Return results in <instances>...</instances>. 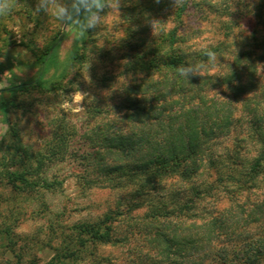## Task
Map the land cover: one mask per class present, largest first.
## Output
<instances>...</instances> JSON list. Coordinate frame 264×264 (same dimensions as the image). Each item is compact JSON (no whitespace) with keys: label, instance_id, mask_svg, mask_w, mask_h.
Instances as JSON below:
<instances>
[{"label":"trees","instance_id":"16d2710c","mask_svg":"<svg viewBox=\"0 0 264 264\" xmlns=\"http://www.w3.org/2000/svg\"><path fill=\"white\" fill-rule=\"evenodd\" d=\"M194 6L200 10L211 4L203 0L194 2ZM187 7L185 3L172 12L173 26L156 38L151 56L124 65L126 72L142 73L146 79L125 88L123 99L110 108L115 117L93 126L90 137L93 150L81 156L87 165L91 156L97 172L105 173L113 187L131 185L129 199L123 205L127 206L126 212L119 207L95 221L73 225L45 263L24 260L23 249L16 247L17 239L5 226L0 234L12 258L0 264H74L81 253H86V247L111 241L113 224L118 219L119 222L134 220V225L143 230H153L150 241L156 253L151 261L157 263L264 264V236L249 231L237 242L238 227L264 217V190L253 202L237 201V192L258 189L259 175L264 171V114L257 112L261 108L264 82L256 75L257 62L264 64V16L258 8L255 17L262 32L260 36L253 34V48L239 46L244 42L241 40L236 53L231 55L226 33L222 40L208 44L220 61L209 71L222 76H197L188 80L179 76L176 66L205 58L196 47L202 27L181 19L189 15ZM1 20L0 17L3 29ZM64 32L65 27L38 56L40 68L34 79L2 91L14 95L31 88L45 89L44 74L48 66H58L57 54ZM255 47L259 48L258 53L254 52ZM80 49V45L74 49L71 60L79 58ZM4 53L0 48V55ZM240 97H243L241 109L252 111L250 130L242 137L233 134L228 147L220 146V141L230 136L240 120L236 113ZM94 112L100 114L102 110L98 107ZM0 113L7 118L6 104L0 103ZM55 123L51 140L55 138L56 149L42 157L50 161L54 155L67 152L71 136L67 126ZM247 139L260 148L251 157L239 152ZM12 148L7 155L8 162L4 163L5 169L0 171L5 185L15 191L48 189L53 185L40 176L42 155L32 156L18 144ZM106 158L110 159L108 163ZM209 169L215 177L195 183ZM166 180L186 183L188 193L193 196L182 200L179 192L171 191L169 202L150 200L154 198L152 192L167 191L163 184ZM218 187L229 194L230 205L215 214L208 210L198 212L196 203ZM139 208H145L140 218L132 216V210ZM237 214L241 215L239 224Z\"/></svg>","mask_w":264,"mask_h":264},{"label":"rangeland","instance_id":"374dc122","mask_svg":"<svg viewBox=\"0 0 264 264\" xmlns=\"http://www.w3.org/2000/svg\"><path fill=\"white\" fill-rule=\"evenodd\" d=\"M205 1L211 6H202L199 10L194 2L203 0H186L189 15L181 17L202 27L196 39L197 48L222 40L225 33L228 34L226 40L231 55L239 46L254 47L253 34L260 36L262 32L255 14L259 8V14L264 16V0ZM34 7L35 0H18L13 13L1 17L4 28L1 29L0 25V48L5 53L0 55V86L8 79L10 86L34 79L40 68L38 56L64 28L51 15L36 14ZM174 10L172 0H121L119 9L102 13L101 27L78 39H70L69 30L65 28L57 54L58 66H48L44 74L45 89L31 88L14 95L0 90V103L8 106L6 119L0 113V171L6 167L4 163L8 162L7 155L13 144L26 148L32 156L39 154L37 157L40 158L42 155V158L56 149L55 138L51 140L55 122L71 130L65 154L54 155L51 161L42 158L40 176L53 182L50 188L15 191L5 185L0 176V229L5 226L11 229L17 239L16 247L23 249L24 260L45 263L53 256L54 248L63 237L69 235L73 225L95 221L119 207L126 212L127 206L123 205L129 199L131 185L113 187L105 173L97 172L91 156L90 165L81 156L85 151L93 150V126L115 117L110 108L121 97L123 99L125 88L145 81L142 73H128L124 65L153 54L151 48L156 38L173 26L171 16ZM151 20L158 21L154 34ZM241 40L244 42L239 43ZM79 45V58L71 60V53ZM254 50L259 52L257 47ZM256 75L261 83L264 82L261 61L257 62ZM261 89V108L257 112L264 114V87ZM242 98L236 103L240 120L230 132L231 137L222 139L220 146L228 147L233 134L242 137L250 130L252 111L241 109ZM98 107L102 110L100 114L94 112ZM255 148L254 141L247 139L239 152L251 157L260 151L256 148L255 152ZM109 161L106 158V162ZM214 177V171L209 169L207 174L196 178L195 183ZM259 178L258 189L250 193L237 192V201L253 202L259 198L264 190V171ZM163 184L167 191L152 192L154 198L150 200L169 202L171 191L179 192L182 200L193 196L188 193L187 184L180 180H166ZM230 202L229 194L218 187L196 203L197 211L208 210L215 214ZM144 210L133 209L131 215L140 218ZM237 216L239 224L241 215ZM113 225L111 241L86 247V253H81L74 264H166L151 261L156 253L150 241L152 229L143 230L134 225V220L119 222L118 219ZM241 230L244 232L238 235ZM249 231L264 236V217L238 227L237 242ZM1 236L0 261L11 259Z\"/></svg>","mask_w":264,"mask_h":264},{"label":"clouds","instance_id":"9594fccd","mask_svg":"<svg viewBox=\"0 0 264 264\" xmlns=\"http://www.w3.org/2000/svg\"><path fill=\"white\" fill-rule=\"evenodd\" d=\"M16 2L18 0H0V17L12 14ZM213 2L215 3L216 0ZM185 3L186 0H172L174 8L182 7ZM120 6L121 0H35L33 11L38 15L41 13L51 15L69 30V38L74 40L90 30L101 27L104 17L102 13L105 10H117ZM157 22V20L150 21L153 34ZM197 51L205 59L176 66V72L179 76L188 80L197 76H222L218 72L209 71L220 62L219 56L212 50V46L202 44ZM8 81L9 79L3 82L0 90L10 86Z\"/></svg>","mask_w":264,"mask_h":264}]
</instances>
